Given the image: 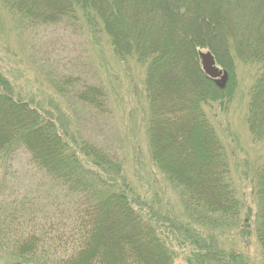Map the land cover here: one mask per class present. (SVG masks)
I'll return each instance as SVG.
<instances>
[{"label":"trees","instance_id":"obj_1","mask_svg":"<svg viewBox=\"0 0 264 264\" xmlns=\"http://www.w3.org/2000/svg\"><path fill=\"white\" fill-rule=\"evenodd\" d=\"M1 1L30 25L104 31L118 59L146 64L151 159L178 192L186 221L148 208L121 183L119 157L61 132L0 73V163L27 155L49 185L51 209L60 206L51 213L19 181L0 190V264H173L168 233L158 230L164 223L199 264H249L220 242L234 230H253L264 257V165L257 210L240 220L224 148L202 110L232 98L236 63L256 65L246 122L252 139L264 140V0ZM200 51L228 73L223 89L202 71ZM100 92L76 96L97 105Z\"/></svg>","mask_w":264,"mask_h":264},{"label":"rangeland","instance_id":"obj_2","mask_svg":"<svg viewBox=\"0 0 264 264\" xmlns=\"http://www.w3.org/2000/svg\"><path fill=\"white\" fill-rule=\"evenodd\" d=\"M146 68L134 58L118 59L104 31L30 25L0 0V73L10 83L13 94L51 115L61 132L119 157L121 183L138 194L148 208L181 224L186 217L179 194L151 159ZM257 69L256 65L236 63L229 102L202 108L224 148L232 186L242 205L240 220L250 210L252 215L257 210L256 171L264 165V140L254 141L246 122L249 91ZM87 88L101 91L100 103L89 105L78 99L76 94ZM15 158L0 163V190H10L12 183L19 181L51 213L60 209L55 204L51 209L49 185L28 156L19 154ZM167 228L164 223L158 230L168 233L160 237L169 240L176 253L173 264H199L181 234H169ZM220 242L226 252L233 250L249 264H264L253 230L246 236L234 230L223 235Z\"/></svg>","mask_w":264,"mask_h":264},{"label":"water","instance_id":"obj_3","mask_svg":"<svg viewBox=\"0 0 264 264\" xmlns=\"http://www.w3.org/2000/svg\"><path fill=\"white\" fill-rule=\"evenodd\" d=\"M199 58L205 75L214 80L219 89H223L228 81V73L216 67L215 59L210 52H199Z\"/></svg>","mask_w":264,"mask_h":264}]
</instances>
